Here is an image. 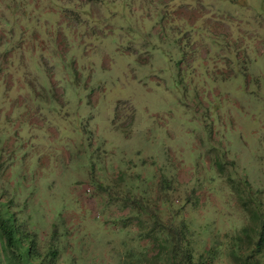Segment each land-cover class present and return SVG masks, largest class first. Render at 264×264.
Masks as SVG:
<instances>
[{"label": "rangeland", "instance_id": "1", "mask_svg": "<svg viewBox=\"0 0 264 264\" xmlns=\"http://www.w3.org/2000/svg\"><path fill=\"white\" fill-rule=\"evenodd\" d=\"M131 187L197 250L256 230L264 0H0V193L61 261L114 264Z\"/></svg>", "mask_w": 264, "mask_h": 264}, {"label": "trees", "instance_id": "2", "mask_svg": "<svg viewBox=\"0 0 264 264\" xmlns=\"http://www.w3.org/2000/svg\"><path fill=\"white\" fill-rule=\"evenodd\" d=\"M231 186L241 195L240 187L233 183ZM134 191V187L128 191L131 206L128 214L110 222L114 230L124 234L120 247L109 252L114 264H214L222 255L231 264H264V211L259 201L252 200L251 193L247 202L255 205L245 204L252 221L257 223L256 230L242 226L226 243L197 250L186 221L175 222L174 214L168 221L162 220L158 212L148 208L147 197L135 196ZM14 206L12 197L0 193V264H86L77 257L61 261V235L55 225L40 239L32 230L29 217L21 216L25 203L17 211Z\"/></svg>", "mask_w": 264, "mask_h": 264}]
</instances>
